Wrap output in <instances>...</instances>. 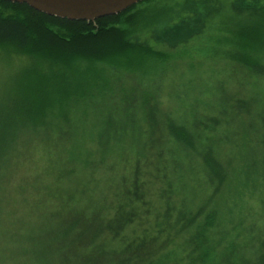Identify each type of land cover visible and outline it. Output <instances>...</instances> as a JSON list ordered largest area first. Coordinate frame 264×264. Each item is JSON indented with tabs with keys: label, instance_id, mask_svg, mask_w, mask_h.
<instances>
[{
	"label": "trees",
	"instance_id": "16d2710c",
	"mask_svg": "<svg viewBox=\"0 0 264 264\" xmlns=\"http://www.w3.org/2000/svg\"><path fill=\"white\" fill-rule=\"evenodd\" d=\"M152 1L95 22H71L0 0V52L48 67L64 93L58 101L64 125L46 132L47 147L31 148L30 188L9 190L8 175L0 177V264H216V252L233 237L219 239L220 228L235 224V210L257 193L249 186L254 166L234 165L241 158L236 148L239 141L245 149L256 146L243 152L244 162L264 158V120L231 127L242 118L239 107L231 122L222 112L217 131L161 114L138 77L149 63L168 58L140 42L141 32L168 22L138 9L147 3L152 9ZM179 29L163 30L157 41L188 38H179ZM109 71L123 72L135 86L111 92ZM47 105L56 115V104ZM89 117L102 132L96 139L78 128ZM13 130L0 132V170L19 148L20 132ZM11 191L28 221L10 217Z\"/></svg>",
	"mask_w": 264,
	"mask_h": 264
},
{
	"label": "rangeland",
	"instance_id": "374dc122",
	"mask_svg": "<svg viewBox=\"0 0 264 264\" xmlns=\"http://www.w3.org/2000/svg\"><path fill=\"white\" fill-rule=\"evenodd\" d=\"M152 4V9H148V3L139 5L138 9L168 22L153 32H141L140 42L168 58L149 63L138 77L143 91L149 92V97L157 98L161 114L181 123L187 122V118L196 128L214 126L217 131L223 126L222 112L229 114L227 120L231 122L230 113L239 112V107L242 118L231 127H240L243 119L246 123L255 124L263 121L264 0H153ZM174 26L181 27L179 38L183 35L188 38L173 43L157 41L156 37L162 35L163 30ZM121 73L116 75L109 71L105 76L110 82V91L116 94L123 88L135 86L128 76ZM62 89L54 83L48 67H41L25 57L0 52V132L12 127L13 131L20 132L15 157L11 158L9 165L4 163L0 170L1 178L8 175L9 190L30 188L31 148L47 147L51 142L45 139L46 132L64 125L58 102L64 99ZM127 97L141 99L140 94L132 96L128 92ZM142 97L148 96L143 93ZM49 100L52 105L56 104L54 116L48 112ZM41 110L46 113L40 114ZM81 117L84 116L79 113L78 118ZM216 120H219L218 124ZM96 121L94 117L87 121L82 118L79 131L84 134L92 132L91 137L96 139L102 134L99 129H94ZM133 123H137L136 119L124 120L122 124L128 126ZM140 125L145 133L146 123ZM33 132H38L39 136L33 138ZM142 139L146 140V135ZM238 143V148H235L238 152L240 149L241 158L234 165L237 164L240 171L244 170V165L252 169L254 166L255 176L249 186L257 193L251 197L247 195L245 205L235 210V224L220 228L222 233L218 238L223 237L219 239L223 241L225 235L233 237L223 243L213 259L216 264H264V158L259 156L255 161L248 159L244 162L243 152L256 146L248 144L245 149L242 141ZM242 181H245L243 175ZM210 195L207 191L203 198ZM220 199L218 196L216 201ZM9 201L14 204V207L10 205V217H23L25 222L28 221L31 215L26 208L20 209L19 204L20 211H17V197L13 192ZM214 235L215 231L211 233L212 239Z\"/></svg>",
	"mask_w": 264,
	"mask_h": 264
},
{
	"label": "water",
	"instance_id": "95a60500",
	"mask_svg": "<svg viewBox=\"0 0 264 264\" xmlns=\"http://www.w3.org/2000/svg\"><path fill=\"white\" fill-rule=\"evenodd\" d=\"M71 22H95L125 12L143 0H5Z\"/></svg>",
	"mask_w": 264,
	"mask_h": 264
}]
</instances>
